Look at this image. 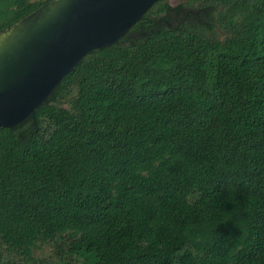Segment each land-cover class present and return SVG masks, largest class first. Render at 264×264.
Segmentation results:
<instances>
[{"label":"trees","instance_id":"16d2710c","mask_svg":"<svg viewBox=\"0 0 264 264\" xmlns=\"http://www.w3.org/2000/svg\"><path fill=\"white\" fill-rule=\"evenodd\" d=\"M183 5L0 127V264H264V0Z\"/></svg>","mask_w":264,"mask_h":264},{"label":"water","instance_id":"95a60500","mask_svg":"<svg viewBox=\"0 0 264 264\" xmlns=\"http://www.w3.org/2000/svg\"><path fill=\"white\" fill-rule=\"evenodd\" d=\"M157 0H47L0 31V127L49 103L61 78L125 35Z\"/></svg>","mask_w":264,"mask_h":264},{"label":"rangeland","instance_id":"374dc122","mask_svg":"<svg viewBox=\"0 0 264 264\" xmlns=\"http://www.w3.org/2000/svg\"><path fill=\"white\" fill-rule=\"evenodd\" d=\"M168 1V4L170 5V6H176V5H179V4H181V11H182V14L184 13V12H188L190 9H193V7L191 8V7H189L188 5H183V2H185V1H187V0H167ZM169 15H173L174 17H173V19H176V17L177 16H180L181 14H179V15H175V14H171V13H169Z\"/></svg>","mask_w":264,"mask_h":264}]
</instances>
